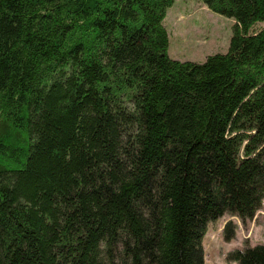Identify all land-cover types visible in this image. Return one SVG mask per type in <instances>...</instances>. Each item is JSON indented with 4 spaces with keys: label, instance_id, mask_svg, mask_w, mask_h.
Wrapping results in <instances>:
<instances>
[{
    "label": "trees",
    "instance_id": "trees-1",
    "mask_svg": "<svg viewBox=\"0 0 264 264\" xmlns=\"http://www.w3.org/2000/svg\"><path fill=\"white\" fill-rule=\"evenodd\" d=\"M176 1L0 0V264H206L261 210L264 0H200L236 22L203 64L168 54Z\"/></svg>",
    "mask_w": 264,
    "mask_h": 264
},
{
    "label": "rangeland",
    "instance_id": "rangeland-1",
    "mask_svg": "<svg viewBox=\"0 0 264 264\" xmlns=\"http://www.w3.org/2000/svg\"><path fill=\"white\" fill-rule=\"evenodd\" d=\"M235 24L234 20L210 11L200 0H177L164 21L170 41L168 54L180 62L199 64L211 55L226 54ZM263 28L264 23L259 22L252 30ZM229 222L236 223L238 230L235 239L226 242L223 232ZM258 245H264V201L257 216L245 224L226 215L209 225L203 240L206 264H235L227 260L231 252Z\"/></svg>",
    "mask_w": 264,
    "mask_h": 264
}]
</instances>
